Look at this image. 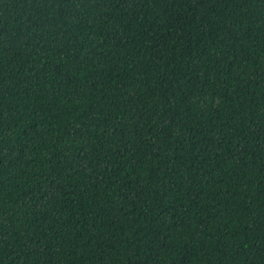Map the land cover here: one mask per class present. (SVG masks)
I'll return each instance as SVG.
<instances>
[{
	"label": "trees",
	"instance_id": "16d2710c",
	"mask_svg": "<svg viewBox=\"0 0 264 264\" xmlns=\"http://www.w3.org/2000/svg\"><path fill=\"white\" fill-rule=\"evenodd\" d=\"M0 264H264V0H0Z\"/></svg>",
	"mask_w": 264,
	"mask_h": 264
}]
</instances>
